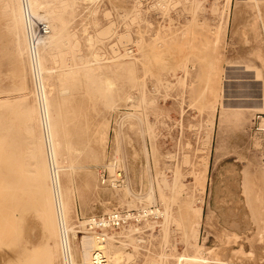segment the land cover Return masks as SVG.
Returning <instances> with one entry per match:
<instances>
[{
    "label": "rangeland",
    "instance_id": "374dc122",
    "mask_svg": "<svg viewBox=\"0 0 264 264\" xmlns=\"http://www.w3.org/2000/svg\"><path fill=\"white\" fill-rule=\"evenodd\" d=\"M83 1L85 0H70L71 4H67L64 11L60 12L65 21L62 32L63 36L66 33L64 38L70 40L68 43L78 45L68 44L75 52L70 51L67 44L63 49H70L68 56H73L75 61L70 59L68 65L60 63L59 66V62L54 64L46 56L44 66L48 69L42 73L50 110L58 120L57 133L62 144L60 185L62 195H65L63 199L68 226L66 235L70 246L74 243L71 246L72 255L77 256H73L76 258L74 261L80 262L77 251L80 249L81 236H92L84 228V221L88 216L102 214L113 208L151 205L159 206L162 211L169 202L170 208L167 210L170 215L166 223L162 222L160 214L141 224L107 232L118 239L114 244L119 245L123 251L124 255L118 264H178V256L192 253H198L200 264H223L220 257L222 254L234 260V264H243L245 261L264 264V210L260 206L253 207L252 211L246 209L238 225L226 224L221 213L222 198H227L226 194L234 187L235 181L240 180L241 186L243 176L249 179V188L252 191L256 189L264 202V66L249 50L248 31V26L254 20L262 27L264 0ZM67 2L69 0H53L48 8ZM18 3L20 6L19 0H0V102L8 98L9 101L5 102L10 105L8 109H0V148L3 149H0L3 152L0 153V176L3 177V181H0V246H3L0 250V264H8L10 260L7 256L26 244L28 247L22 249L21 263L42 264L41 256H44L42 260L48 257H45L44 252L39 251L38 254L41 255L35 256L37 259L41 257L40 260L31 255H36V251L41 250L40 247L44 249L45 243L50 240L51 244H57V250L54 251L56 255L53 253L54 257H50L52 260L49 262L47 258L46 263L63 264L58 214L56 215L55 210L53 222L45 219L39 200L41 190L35 178L36 173L28 172L36 170L33 169V158L28 154V148L31 147L29 143L38 134H44L45 126L42 123L39 129L40 122L37 120V126L31 121V132L26 128L30 122V114H26V109L32 105L39 106L38 99L41 97L37 98L36 95L35 77L29 65L28 52L22 50L25 38L24 27L18 22L15 13ZM88 36H91L90 40H87ZM204 50L210 51V55L213 53L216 62V67L209 74L213 78L211 82L215 83L212 88L217 84L214 89L216 93L209 87L207 94L209 92L211 97L215 93L218 103L214 122L209 126L206 121L209 109L201 106L199 101L202 85L210 82L206 77L209 71H203L207 64L206 59L201 56ZM92 53H97V57ZM206 68L209 69V66ZM217 68L222 69L221 73ZM65 70L69 71V75ZM86 70L93 77L87 79L84 76ZM77 71L76 78L72 79V72ZM211 73L216 77H212ZM98 75L99 79L110 75L113 84L116 83L112 91L106 93L107 96L102 95L101 83L96 78ZM64 76L66 79H63ZM94 82L99 87H95ZM222 98L234 105L220 119ZM104 99L110 102L109 107ZM23 120L26 124H23ZM16 132L18 133L15 134ZM27 135L37 136L31 140L25 138ZM43 138L40 140L43 143H40L41 155L45 153L44 158L48 162L45 136ZM18 141H22L23 146ZM13 142L20 146L16 148ZM4 145L6 148H3ZM16 150L19 151L16 153ZM8 153L13 155L10 157ZM47 162V179L45 178L44 183L50 190L53 204ZM16 164L22 166L17 165L18 169ZM103 165L110 171L116 168L121 170L122 179L118 184L112 187L100 183L98 171ZM203 165L204 180L202 174L198 173L196 182L193 180L194 174ZM174 169L182 176L175 173ZM18 173L19 176L22 173L26 181L22 175L19 178ZM13 175L18 177L16 180L19 183L13 181ZM28 179H34L37 185ZM7 182L12 183L11 186L9 184L10 187H7ZM4 185L10 189H6ZM173 189H177L178 194ZM169 194L175 195L174 199L178 195L180 197L174 200ZM160 197H165L163 200H167L166 203ZM30 200L34 205L31 204L34 207L32 210ZM179 202L182 208L180 213L176 210ZM235 203L238 204L237 201ZM162 204L164 207H161ZM53 207L55 209L54 205ZM21 208H24L22 214ZM38 209L41 211L36 214ZM239 209L231 210L235 212L236 218ZM28 212H34L41 222L33 214L27 216ZM13 214L14 224L11 223ZM6 216L10 224L7 219L3 220ZM198 220L199 224L195 226ZM50 222L55 231L51 229ZM188 222L191 227H187ZM150 223H155V226L152 224V227ZM5 224L10 225V229ZM193 228H197V234ZM192 232L194 233L191 235ZM74 233L76 236H73ZM229 233L236 237L227 240ZM131 236L134 238L131 239ZM29 239L35 242L31 243ZM119 240L124 243L120 244ZM229 245L233 247V252L224 249V246ZM29 247H33V251ZM6 250L10 251L9 254ZM157 254L161 255L160 258ZM29 257L36 260V263L33 260L30 263Z\"/></svg>",
    "mask_w": 264,
    "mask_h": 264
},
{
    "label": "bare ground",
    "instance_id": "6f19581e",
    "mask_svg": "<svg viewBox=\"0 0 264 264\" xmlns=\"http://www.w3.org/2000/svg\"><path fill=\"white\" fill-rule=\"evenodd\" d=\"M53 0H28V12H29V15H27L26 14V16H24V14H23V12H22V10H21V7L19 6V3L16 5V7H15V13H16V17H17V20H18V22L20 23V24H22L23 25V27H24V25H25V23H26V20H25V18H27V19H29L28 17H30V15L32 14V15H34L35 17H37V18H39V19H43L46 23H47V25H48V27H49V32L43 37V38H41L40 40H39V44H38V48H37V52H36V58H35V66H36V69H37V77H38V80H39V83H40V86H41V92H40V97H41V99L39 98V106L37 107V106H35V105H32V106H30L29 108H27L26 109V114L28 115V114H30V120H28V118L26 119L25 117V119L26 120H28V121H30L28 124H27V130L28 131H32V125H31V121H33L35 124H36V121L38 120V123L40 122V126L38 127L39 129H40V127L42 126L41 124L43 123L44 125L43 126H45V129H43L45 132H44V134L42 133V131H40L41 133H42V135H40V136H42V138L45 136V139H46V141L44 142V144L46 143V148H47V158L46 159H48V162H47V160H45V158H44V151L46 152V148L44 149V151H42L44 154H43V156L41 155V150H40V148H41V145L43 144V143H41V141L40 140H42V138L39 136V134H38V137L35 139L34 137H36V136H33V137H29L28 135H27V137H25V138H33V140L34 141H31L32 143H29V145L31 144V147L30 148H28V149H30V151H29V155H30V157H32L31 159H32V162H34L35 164H33V165H35V166H33V169L34 168H36V170L34 169V171H30L29 169V174H30V172H35L36 173V180H37V182H38V187H39V190H41V193H40V195H39V193H38V195L40 196V204H41V209H42V211H43V213L45 214V219L47 218V219H50V221H52L53 222V220H52V217L54 216L53 215V213H54V211L56 212V215L58 214V216H57V218H58V222L57 223H59V236H61L59 239L61 240V242H59L60 243V252H61V257H62V262H63V264H95V262H99L100 260H104V263L103 264H118V262L120 261V259H122L121 257L124 255L123 254V251H122V249L121 248H119V245H116V244H114V242L116 241V240H118V239H115V237H114V235H109L108 233H106L105 234V237L103 238V240H98V239H96L94 236H87V235H83V236H81V238H80V246H79V250L77 251V255H78V257H79V260H80V262H77V260H76V262L74 261L75 259L73 258V256H75V254H73L72 255V245L74 244V243H72V245L70 246V241H69V238H68V236L66 235V230H68V226H67V222H66V217H65V213H66V210H65V200L63 199V195H64V193H63V195H62V188H61V185H60V175H61V173L59 174V169H60V171H61V167H62V165H60V163H61V161H60V151H61V147H62V144H61V140H59V135H58V133H57V122H58V120H57V117L55 118V115L52 113V111L50 110V102H49V100H48V95H47V93H46V88H45V86H46V84H44V77L42 76V73H45L46 71H47V69L48 68H46L45 66H44V59H45V57L47 56L48 58H50V59H52L53 60V62H54V64H56L57 62H59L58 64H59V66H61V64L60 63H63V64H65V65H68V63L70 62V59H72V61H75V59H73V56L72 57H69L68 56V54H69V50L70 51H72V46L70 47L68 44H70V43H68V41H70V40H68L67 39V37L66 38H64L65 36H66V33H65V36H63V30H64V24H65V21L61 18V16H60V12L61 11H64V9L66 8V5L68 4V6L71 4V2H70V0H69V2H67V3H65L64 5H62V4H60V6H58V4L57 5H55L53 8H48V6H49V3L50 2H52ZM55 1V0H54ZM86 2L88 1V0H85ZM85 1H83V2H85ZM90 2H91V0H89ZM169 1V0H168ZM229 2H230V0H228ZM228 1H227V3H228ZM18 2V1H17ZM65 2H66V0H65ZM215 2V1H214ZM217 2V1H216ZM215 2V3H216ZM225 3V2H224ZM89 4V3H88ZM167 4V3H166ZM168 5V4H167ZM228 5H229V3H228ZM227 4H226V6H228ZM61 6H63V8H61ZM89 6V5H88ZM212 6H213V4H212ZM211 8V7H210ZM136 9V8H135ZM134 9V10H135ZM138 9V8H137ZM194 9H196V8H194ZM256 12V11H255ZM72 13V12H71ZM132 14H134V13H132ZM255 14V13H254ZM191 18H192V16H191ZM253 18V17H252ZM251 18V19H252ZM262 18H264V16L262 17ZM258 19H259V16H258ZM257 19V20H258ZM85 20V19H84ZM192 20V19H191ZM260 20V19H259ZM263 20V19H262ZM71 22V21H70ZM192 22V21H191ZM196 22V21H195ZM221 22V21H220ZM250 22H253V21H250ZM69 23V22H68ZM67 23V24H68ZM82 23V22H81ZM66 24V25H67ZM227 24V23H226ZM187 25V24H186ZM262 27H259L258 25H257V23H256V21L254 20V23L252 24V25H250V26H248V31H249V50L255 55L254 57H256V59H258L259 61H260V63L264 66V20L262 21V25H261ZM187 27V26H186ZM189 27V26H188ZM187 27V28H188ZM219 27H220V25H219ZM76 30V29H75ZM197 30V29H196ZM203 30H204V28H203ZM210 30V29H209ZM217 30V29H216ZM84 31V30H83ZM82 31V32H83ZM219 32V31H218ZM71 33V32H70ZM140 33V32H139ZM208 33V32H207ZM114 34V33H113ZM145 34V33H144ZM210 34H212V33H210ZM82 35V34H81ZM213 36V35H212ZM26 37H28V34H27V31H25V27H24V41H23V46H22V50L24 51V50H26L27 51V41H26ZM69 37V36H68ZM90 38H91V36H88L87 37V40H90ZM111 38V37H110ZM217 39V38H216ZM215 38H214V40H216ZM217 41H218V39H217ZM217 41H215V44H217L216 42ZM143 43V42H142ZM142 43H140L141 45H142ZM210 43V42H209ZM66 44H67V46L68 47H70V49H63V47H67L66 46ZM73 46H78V45H75V44H77V43H75V44H73V43H71ZM70 44V45H71ZM79 44V43H78ZM145 44V43H144ZM92 45V44H91ZM206 46H207V44H206ZM205 46V47H206ZM213 46H216V45H213ZM140 47H142V46H140ZM146 47V46H145ZM201 47H202V45H201ZM209 47V46H208ZM203 48V47H202ZM201 48V49H202ZM224 48V47H223ZM80 49V48H79ZM209 49V48H208ZM207 49V50H208ZM210 50V49H209ZM215 50V49H214ZM78 51V50H77ZM76 51V52H77ZM91 51V50H90ZM146 51V50H145ZM213 51V50H212ZM72 52H75V51H72ZM71 52V53H72ZM79 52H80V50H79ZM92 52V51H91ZM142 52H143V48H142ZM147 52V51H146ZM223 52V51H222ZM221 52V53H222ZM145 53V52H144ZM209 53H211L210 51L209 52H207V51H205L204 50V53H202V57H204L205 59H206V63L208 64H204L203 66L206 68V66H209V69H207L206 68V70H205V68L203 69V71L204 72H206L207 71V73H208V71H209V73H208V75L210 74V70L214 67H216L215 66V56L213 55V53L210 55ZM93 55L95 54V53H92ZM97 54V53H96ZM94 55V56H96L97 57V55ZM87 56V55H86ZM81 58H82V56H80ZM84 58H86L85 56H83ZM88 57V56H87ZM144 57V56H143ZM217 58V57H216ZM223 58V57H222ZM81 61V60H80ZM95 61V60H94ZM97 61V60H96ZM89 62V61H88ZM87 62V63H88ZM67 63V64H66ZM73 63H75V62H73ZM86 62H85V64H87ZM89 63H91V62H89ZM88 63V64H89ZM84 64V63H83ZM64 65V66H65ZM77 65V64H76ZM82 65V64H81ZM75 66V65H74ZM220 67V66H219ZM218 67V68H219ZM55 68V67H54ZM57 68H59L58 66H57ZM63 68V67H62ZM218 68L216 69V70H218ZM51 70H53V69H51ZM70 70V69H69ZM215 70V69H214ZM222 70V69H221ZM221 70H218L220 73H221ZM49 71H50V69H49ZM59 71V70H58ZM64 72V71H63ZM65 72L66 73H68V75H69V71H66L65 70ZM203 72V74H207V73H204ZM211 72H212V70H211ZM217 72V71H216ZM219 72H217V73H219ZM58 73V72H57ZM60 73V72H59ZM73 73V74H72ZM71 74V77H72V79H75L76 77H75V74H78V71L77 72H72ZM219 73V74H220ZM65 74V73H64ZM212 74V77H216V76H213V73H211ZM218 74V75H219ZM206 76L207 78H209L210 79V82H207V80H204L205 82H207L206 84H203L202 86V89H200V92H199V94H200V98H201V100L199 99V101H200V103H201V106L202 105H204V106H206L209 110H208V112H207V114H206V121H207V125L208 124H210V123H213L214 122V118H215V112H216V109H217V103H218V98H217V95H215V93H216V90L214 91V89L216 88V85L214 86V88H212L213 86V84H215V83H212L211 82V79H213V78H211V76L209 75V76ZM66 76V75H65ZM65 76H64V78L63 79H66L65 78ZM87 79L88 78H91V77H93L92 76V74H90L89 72H87V70H86V72H85V75H84ZM205 76H204V78H205ZM60 77V76H59ZM218 77V76H217ZM70 78V77H69ZM96 78H98L99 79V75H98V77H96ZM219 78V77H218ZM217 79V78H216ZM216 79H214V80H216ZM77 80V79H76ZM90 80V79H89ZM34 81V80H33ZM70 81H75V80H70ZM99 81H100V83H101V86H102V89H101V91H102V95H106V93H108L109 91H112V89H113V87H115V86H113V85H115V84H113L114 82H113V79H112V77L110 76V75H104V79H99ZM209 81V80H208ZM217 81V80H216ZM216 81H214V82H216ZM220 81V80H219ZM212 83V84H211ZM217 83V82H216ZM87 84V83H86ZM94 84H95V87H96V85H98V84H96V82H94ZM220 84V83H219ZM35 87V86H34ZM98 87H99V85H98ZM209 87H211L212 88V92L214 91L215 93H214V95H213V93L211 94L212 96L210 97V94H209V92H208V94H207V91H208V89H209ZM92 88V87H91ZM36 89V88H35ZM65 89V88H64ZM95 89H97V88H95ZM67 90V89H66ZM89 90V89H88ZM98 90H100V88H98ZM211 90V89H210ZM63 91V90H62ZM117 91V90H116ZM58 92H59V90H58ZM61 92V91H60ZM59 92V93H60ZM65 92V91H64ZM91 93H92V91H90ZM105 92V93H104ZM67 93V92H66ZM100 93V92H99ZM109 94V93H108ZM89 95V94H88ZM101 95V96H102ZM110 95H111V93H110ZM209 95V96H208ZM24 96V95H23ZM23 96H21V97H23ZM26 96V95H25ZM103 96V97H104ZM107 96V95H106ZM13 99V98H12ZM111 99V98H110ZM198 99V98H197ZM220 99V98H219ZM228 99V98H227ZM3 100H5V99H3ZM3 100H1V101H3ZM6 100H8V98L6 99ZM5 100V101H6ZM14 100V99H13ZM105 100V99H104ZM229 100H230V98H229ZM0 102V109H8V108H10L9 106V104L7 103V102ZM9 101V100H8ZM198 101V102H199ZM13 102H15V101H13ZM12 102V103H13ZM37 102V101H36ZM105 102L107 103L108 102V107H109V101H106L105 100ZM138 102V101H137ZM11 103V102H10ZM203 103V104H202ZM233 103V102H232ZM231 102H229V101H225L224 100V98H222V100H221V106H222V109H221V111H220V114H219V116H220V119H222V117L224 116V115H226V113H227V109L228 108H232L231 106L232 105H234V104H232ZM238 103V102H237ZM236 104V103H235ZM104 105H105V103H104ZM133 105V104H132ZM136 105V104H135ZM134 105V106H135ZM199 107V110H200V112H201V109H202V107ZM132 107V106H131ZM13 108V107H12ZM205 108V107H204ZM198 109V108H197ZM58 112H59V109H58ZM198 112V111H197ZM24 116H25V114H24ZM59 116V115H58ZM194 116V115H193ZM16 118V117H15ZM23 118V117H22ZM14 119V118H13ZM18 119V118H17ZM21 121H22V119H21ZM24 121V120H23ZM25 122V121H24ZM23 122V124H26V122L24 123ZM22 124V125H23ZM213 125V124H212ZM26 126V125H25ZM35 126H37V124L35 125ZM209 126V125H208ZM18 129V128H17ZM20 129V128H19ZM34 129H35V127H34ZM42 129V128H41ZM10 130V129H9ZM12 130V129H11ZM26 130V131H27ZM17 131H19V130H17ZM25 131V132H26ZM30 131V132H31ZM35 131V130H34ZM96 131H97V129H96ZM36 132V131H35ZM18 132H16L15 134H17ZM30 134V133H29ZM37 134V133H36ZM21 135H24V134H18V136H21ZM102 135V134H101ZM3 136H5V135H3ZM2 136V137H3ZM6 137V136H5ZM15 137V136H14ZM204 137V136H203ZM25 138H23V139H25ZM18 139V138H17ZM20 139H21V137H20ZM44 139V138H43ZM19 140V139H18ZM32 140V139H31ZM11 141H12V139H11ZM23 141V140H22ZM21 141V143H20V141H18L21 145H22V142ZM26 141V140H25ZM2 142V141H1ZM15 142H17V141H15ZM69 142V141H68ZM7 143V142H6ZM5 143V144H6ZM12 142H10V144H11ZM14 143V142H13ZM40 143H41V145H40ZM15 144V143H14ZM14 144L13 145H10L11 147L12 146H14ZM20 144H18L19 146H20ZM27 144V142L25 143V145ZM1 145V144H0ZM6 145H8V143L6 144ZM6 145H4L3 146V148L6 146ZM16 145V144H15ZM18 145H16V148L18 147ZM9 146V145H8ZM23 146V145H22ZM45 146V145H44ZM6 148V147H5ZM9 148V147H8ZM20 148V147H19ZM209 148V147H208ZM0 149H2V148H0ZM10 149V148H9ZM14 150H15V147L13 148ZM12 149V150H13ZM74 149H76V148H74ZM3 150V149H2ZM11 150V149H10ZM76 150H78V149H76ZM7 151H9V150H7ZM19 150H16V153L18 152ZM20 151H21V149H20ZM11 151H9V153H10ZM22 152V151H21ZM20 152V153H21ZM1 153V152H0ZM3 153V152H2ZM1 153V154H2ZM5 153V152H4ZM8 153V155L10 156L11 154H9ZM6 155H7V153H5ZM24 154V153H23ZM27 154V153H26ZM12 155H13V153H12ZM11 155V156H12ZM19 155V154H18ZM10 156V157H11ZM8 157V156H7ZM10 157H9V159H10ZM19 157V156H18ZM28 157V156H27ZM22 158V157H21ZM29 158V157H28ZM63 158V157H62ZM6 159V158H5ZM24 159V158H23ZM22 159V160H23ZM35 159V160H34ZM29 160H30V158H29ZM34 160V161H33ZM31 161V160H30ZM1 162H3V160L1 161ZM46 162H47V164L49 165L48 167H49V178H50V180H51V182L52 183H50L51 185V188H52V190H53V181H55V184L57 185V188H56V194H55V191L53 190L52 192V200H54V203L52 204V202H51V194H50V190L49 189H47V186L45 185V183H44V180H45V178L47 177V165H46ZM64 162V161H63ZM23 163V162H22ZM21 164V163H20ZM20 164H16V167H17V165L18 166H22V165H20ZM32 164V163H31ZM175 164H176V162H175ZM28 165V164H27ZM192 165V164H191ZM70 166V164L67 166V167H69ZM176 166V165H175ZM180 166V165H179ZM193 166V165H192ZM156 167V166H155ZM18 168V167H17ZM29 168V167H28ZM32 168V167H31ZM19 169V168H18ZM17 169V170H18ZM21 169V168H20ZM176 169H179V167L177 168V166H176ZM14 170V169H13ZM22 170V169H21ZM25 170V169H24ZM23 170V171H24ZM175 170V169H174ZM19 171V170H18ZM18 171H13L14 173H16V172H18ZM176 171V172H175ZM174 172L175 173H178V174H180L179 172H178V170H175ZM180 171V170H179ZM173 172V173H174ZM63 173V172H62ZM198 173H200V175L202 176V179H203V176L205 175L204 173H205V167H204V165H203V167H199L198 169H197V172L194 174V177H193V180H195L196 182H197V178H198ZM1 174V173H0ZM8 174V173H7ZM19 174L20 173H18V176H19ZM32 174V173H31ZM3 175V174H2ZM21 175L23 176V174L21 173ZM20 175V176H21ZM25 175H27V174H25ZM181 175V174H180ZM180 175H178V176H180ZM7 176V175H6ZM14 176V175H13ZM20 176H19V178H20ZM35 176V175H34ZM174 176V178H175V175H173ZM172 176V177H173ZM182 176V175H181ZM24 177V176H23ZM176 177H177V175H176ZM0 178H1V176H0ZM3 178V177H2ZM1 178V179H2ZM7 178H9V177H7ZM13 178H15V176L13 177ZM17 179H18V177H16ZM16 178H15V180H13V181H18L17 183H19V180H16ZM173 178V179H174ZM182 178V177H181ZM5 179V178H4ZM47 179V178H46ZM175 179H178V177L177 178H175ZM174 179V180H175ZM24 180L26 181V179H25V177H24ZM28 180H33L32 181V183L34 182V179H28ZM50 180H47V181H50ZM163 180H166V179H164L163 178ZM179 180V179H178ZM204 180V179H203ZM0 181H3V179L2 180H0ZM9 181H11V180H9ZM248 181H249V179H247L246 177H242V181H241V186L239 185V183H240V180H238V181H235L234 182V187L230 190V191H228V193L226 194L227 195V198H222V203H221V209H222V211H221V213H222V217H223V219L225 220L224 222H226V224H228V225H238V224H240V221H241V219H242V215H244L245 214V210L246 209H250V211H252V208L254 207L255 208V206H260V208L261 209H263L264 210V202L262 201V199L258 196V194H257V191H256V189H254L253 191H252V189L251 188H249V186H248ZM4 182H6L5 180H4ZM12 182V181H11ZM165 182V181H164ZM163 182V183H164ZM175 182V181H174ZM188 182V181H187ZM205 181H203V183H204ZM1 183V182H0ZM8 183V182H7ZM35 183V182H34ZM33 183V184H34ZM172 183H173V181H172ZM178 183V182H177ZM5 184V183H4ZM9 184H10V186H11V184L12 183H8V185H7V187L9 186ZM36 184V183H35ZM196 184V183H195ZM195 184H193V185H195ZM28 186L27 187H29V184H27ZM37 185V184H36ZM47 185H48V182H47ZM158 185V184H157ZM175 185V184H174ZM173 185V186H174ZM205 185V184H204ZM5 186V185H4ZM3 186V187H4ZM9 186V187H10ZM17 187H18V185H16ZM171 186L172 185H170L169 187L171 188ZM0 187L2 188V186H1V184H0ZM13 187V186H12ZM23 187H25L24 185H23ZM169 187H167L168 188V190H169ZM0 188V189H1ZM5 188H6V186H5ZM20 188V187H19ZM31 188V187H30ZM29 188V189H30ZM32 188H35V187H33L32 186ZM173 188V187H172ZM171 188V189H172ZM203 188V187H202ZM6 189H8V188H6ZM10 189V188H9ZM8 189V190H9ZM12 189V188H11ZM17 189V188H16ZM28 189V190H29ZM175 189V188H174ZM173 189V191H176V193H177V189L176 190H174ZM21 191V190H20ZM65 191V190H64ZM63 191V192H64ZM171 191V190H170ZM30 192V191H29ZM36 192V194H37V190L35 191ZM66 192V191H65ZM172 192V191H171ZM253 192V194L251 195V193ZM6 193H8L7 191H6ZM13 193V192H12ZM175 193V195H177ZM66 194V193H65ZM163 194V193H162ZM166 194V193H165ZM170 194H172V193H170ZM169 194V196H171ZM173 195V194H172ZM174 195V196H175ZM6 196V195H5ZM11 196V195H10ZM65 196V195H64ZM162 196H164V195H161V197ZM166 196V195H165ZM174 196H171V197H173V199H174ZM160 197V198H161ZM168 197V196H167ZM178 197H180L179 195H178ZM177 196H176V198L174 199V200H176L177 198H178ZM29 198V197H28ZM28 198H26L27 200H28ZM67 198V197H66ZM165 197H163V199H164ZM169 198V197H168ZM11 199V198H10ZM33 199H35L34 197H33ZM162 198H161V200H163ZM172 199V198H171ZM181 199V198H180ZM184 199V198H183ZM37 200H38V198H37ZM38 200V201H39ZM172 201V200H169V201H172V203L174 202V203H177V202H175V201ZM178 200V199H177ZM182 200V199H181ZM24 201V200H23ZM29 201V200H28ZM37 201V202H38ZM164 201V200H163ZM167 201V200H166ZM166 201H164L165 203H166ZM184 200H182V202H183ZM201 201V200H200ZM235 201H237V203L238 204H236L235 203ZM12 202V201H11ZM10 202V203H11ZM23 203V202H22ZM33 203V202H32ZM31 200H30V207H31ZM162 203V202H161ZM171 203V202H170ZM39 204V203H38ZM200 204H202V203H200ZM243 204L244 205H246L247 207H244L243 206ZM22 205V204H21ZM33 205V204H32ZM53 205L55 206V209H54V207H53ZM34 206V205H33ZM173 206H174V204H173ZM121 207V206H120ZM145 207V206H144ZM161 207H164V205L162 204V206ZM167 207V208H166ZM177 207V206H176ZM34 207H31L30 209L32 210ZM168 208H170L169 207V202H168V204L166 203L165 204V208L161 211V217H163V221L162 222H165L166 223V221H169L168 220V218H169V215H170V212L167 210ZM178 208V209H177ZM176 208V210H178L179 211V213L182 211V208L180 207V202L178 203V207ZM237 208H240L239 210H238V213H237V218L235 217V212L234 211H232L231 212V210L232 209H237ZM19 209V208H18ZM41 209H40V211H41ZM54 209V210H53ZM12 210V209H11ZM16 210V209H15ZM27 211H28V209H27ZM26 211V212H27ZM30 211V210H29ZM39 209H38V211H37V213L36 214H39ZM172 211V210H171ZM262 211V210H261ZM12 212V211H11ZM24 212V208H21V210H20V214H22ZM36 212V211H35ZM175 212V211H174ZM177 212V211H176ZM15 213V212H14ZM179 213H178V215H179ZM231 213V215L229 216V214ZM30 214H33V216L35 215L34 214V212H30ZM30 214H29V212H28V215L27 216H30ZM10 215V214H9ZM25 216H26V214H24ZM53 215V216H52ZM32 216V215H31ZM38 216H41V215H38ZM172 216V215H171ZM7 217V216H6ZM5 217V219H4V217H3V220H6L7 219V223H9V218L7 217L6 218ZM18 217V216H17ZM23 217V216H22ZM34 217H36L37 219H39V222H41L40 221V218H38L36 215L34 216ZM43 217V216H42ZM56 217V216H55ZM184 217H186V216H184ZM262 220H264V212H262ZM179 218H180V216H179ZM25 219V218H24ZM43 219V218H42ZM41 219V220H42ZM44 219V220H45ZM54 219V218H53ZM182 219V218H181ZM180 219V220H181ZM55 220V219H54ZM15 215L13 214L12 215V218H11V223L12 224H14L15 222ZM199 221L200 220H198V221H196L195 222V226H197L198 224H199ZM44 223H45V221H43ZM49 222V221H48ZM152 222V221H151ZM161 222V223H162ZM183 221L181 220V223H182ZM4 223H6V221H4ZM21 223V222H20ZM55 223V222H54ZM168 223V222H167ZM10 224V223H9ZM17 224V223H16ZM46 224V223H45ZM50 224H52V225H50L51 226V229L53 228V223H51L50 222ZM151 225L153 224L154 226H155V223H150ZM159 225H160V222L158 223ZM192 224V223H191ZM5 225H7V224H5ZM31 225H33V223L31 224ZM35 225V224H34ZM40 225V224H39ZM47 225V224H46ZM48 225H49V223H48ZM47 225V226H48ZM55 225H56V223H55ZM150 225V226H151ZM153 225H152V227H153ZM8 226V225H7ZM10 226V225H9ZM9 226H8V228H9ZM36 226V225H35ZM148 226V225H147ZM166 226H167V224H166ZM14 227H15V225H14ZM37 227V226H36ZM70 227V226H69ZM164 227H165V224H164ZM187 227H191L190 226V224H189V222L187 223ZM125 228V227H124ZM123 228V229H124ZM162 228V227H161ZM183 228H184V226H183ZM10 229V228H9ZM46 229H48L47 227H46ZM55 228H53V230H54ZM127 229V228H126ZM157 229V228H156ZM193 229H195L194 230V232H195V234H197V228H193ZM193 229H192V231H193ZM35 230V229H34ZM33 230V231H34ZM39 230V229H38ZM25 231H28V230H25ZM40 231H41V229H40ZM52 231V230H51ZM55 231V230H54ZM54 231H53V233H54ZM183 231H185V230H183ZM14 232V231H13ZM57 232V231H56ZM56 232H55V234H56ZM109 232V231H108ZM130 232H132V231H130ZM194 232H192L191 233V235L194 233ZM28 233V232H27ZM124 233V232H123ZM127 233V232H126ZM126 233H125V235H126ZM163 233H164V229H163ZM187 233V232H186ZM185 233V234H186ZM233 233V232H232ZM232 233H229V238L227 239V240H229L230 238H231V240H233L235 237H236V235H234V234H232ZM52 234V233H51ZM55 234H53V235H55ZM129 234V233H128ZM36 235V234H35ZM184 235V234H183ZM187 235H189V234H187ZM69 236H71V235H69ZM73 236H76V234L74 233L73 234ZM129 236V235H128ZM28 237V236H27ZM118 237V236H117ZM126 237H127V235H126ZM185 237H187V236H185ZM32 238V237H31ZM39 238V237H38ZM76 238V237H75ZM130 238V237H129ZM132 238H134V237H132L131 236V239ZM138 238V237H137ZM137 238H135V240L137 239ZM87 239H88V241H87ZM140 239V237L138 238V240ZM144 239V238H143ZM185 239H187V240H189L188 238H185ZM48 239H46V241H47ZM134 240V239H133ZM133 240H130V241H133ZM134 240V241H135ZM142 240V239H141ZM230 240V241H231ZM50 241H52V240H50ZM50 241H48V242H50ZM120 241V240H119ZM143 241V240H142ZM29 242H31V243H33V242H35V241H31L30 239H29ZM45 243V246H44V249L42 248V247H40L41 248V250L39 249V250H37V248H36V255H35V253L33 254V255H31V257L32 258H36L37 259V257H35V256H37V254L39 253V251L41 252H44L45 254V257H47L48 258V260H49V262L52 260H50V257H54V256H52V254L54 253V251L56 252V250H57V244L54 242V243H52L51 244V242L50 243ZM74 242V241H73ZM122 242H123V240H122ZM121 241H120V244L122 243ZM127 242V241H126ZM129 242V241H128ZM127 242V243H128ZM124 243V242H123ZM122 243V244H123ZM135 243V242H134ZM126 244V243H125ZM124 244V245H125ZM30 246H31V244H29ZM1 247V246H0ZM24 247H28L27 246V244L25 245V246H23V248L22 249H24ZM34 247V246H33ZM33 247H29V249L31 250V248H32V251H33ZM76 247V246H75ZM2 248H3V246L1 247V249L0 250H2ZM5 248V247H4ZM7 249V248H6ZM21 249V247L19 248V250L18 249H16V250H18L17 252L16 251H14L15 253H13L12 252V254H10V256H7L8 257V259L10 260V264L12 263V262H15L14 264H23V263H21V262H23L22 261V253H23V250ZM224 249H227V251L228 252H233V247L231 246V245H229V246H224ZM22 250V251H21ZM198 250V249H197ZM7 251V250H6ZM3 252V251H2ZM8 252V251H7ZM10 252V251H9ZM9 252H8V254H9ZM201 252V251H200ZM200 252H199V255H200ZM55 254V253H54ZM197 254L198 253H192L191 255L190 254H186V255H180V256H176L177 257V261H178V264H200L199 263V261H201V259L199 258V256H197ZM41 255V253L40 254H38V256H40ZM56 255V254H55ZM158 256H159V258H160V256L161 255H159V254H157ZM5 256H6V254H5ZM34 256V257H33ZM157 256V257H158ZM201 256V255H200ZM31 257H29V258H31ZM41 257H43L44 258V256H41ZM41 257H39L40 259H41ZM75 257H77V256H75ZM220 257H221V259H222V261H223V264H234L233 263V261L234 260H232V259H230V258H226L225 257V254H222V255H220ZM30 259L29 260V262L31 263V261L33 260L34 262L36 261V260H34V259ZM42 258V259H43ZM47 258L45 259V260H40V259H37V260H40L41 262H43L42 264H44V262L46 263L47 261ZM154 258V257H153ZM202 258V257H201ZM1 259V258H0ZM7 258L5 259V260H8ZM54 259V258H53ZM203 259H206V258H204L203 257ZM78 260V261H79ZM145 260V259H144ZM40 261H38V262H40ZM54 261V260H53ZM217 261H219V259L217 260ZM7 262V261H6ZM126 262V261H125ZM143 262V261H142ZM160 262V261H159ZM158 262V263H159ZM8 263V264H9ZM26 263V262H25ZM36 263V262H35ZM48 263V262H47ZM46 263V264H47ZM152 263V262H151ZM150 263V264H151ZM243 264H258L257 262H242ZM3 264H5V263H3ZM7 264V263H6ZM38 264V263H37ZM40 264V263H39ZM50 264V263H49ZM220 264V263H219Z\"/></svg>",
    "mask_w": 264,
    "mask_h": 264
},
{
    "label": "built area",
    "instance_id": "2783aa9c",
    "mask_svg": "<svg viewBox=\"0 0 264 264\" xmlns=\"http://www.w3.org/2000/svg\"><path fill=\"white\" fill-rule=\"evenodd\" d=\"M21 10L24 16L29 15L28 0H19ZM29 19L25 18L24 25L27 31V52L30 68L33 69L35 77V88L37 98L40 97L41 86L37 77V69L35 66L36 52L39 40L48 32L49 27L43 19H39L34 15H30ZM39 100V99H38ZM113 165V164H112ZM100 183L106 186H115L122 179L121 170L118 168L110 171L106 165L100 167L98 171ZM57 185L53 181V190L56 194ZM161 213L160 207L151 205L138 208H113L102 214H94L85 219L84 228L92 234L96 239L103 240L105 234L111 230H117L130 225H137L152 218H157ZM104 260L95 262V264H103Z\"/></svg>",
    "mask_w": 264,
    "mask_h": 264
}]
</instances>
